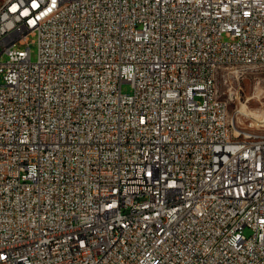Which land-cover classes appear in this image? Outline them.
I'll use <instances>...</instances> for the list:
<instances>
[{"label": "built area", "instance_id": "2783aa9c", "mask_svg": "<svg viewBox=\"0 0 264 264\" xmlns=\"http://www.w3.org/2000/svg\"><path fill=\"white\" fill-rule=\"evenodd\" d=\"M251 58L264 0H0V264H264V144L210 100Z\"/></svg>", "mask_w": 264, "mask_h": 264}, {"label": "rangeland", "instance_id": "374dc122", "mask_svg": "<svg viewBox=\"0 0 264 264\" xmlns=\"http://www.w3.org/2000/svg\"><path fill=\"white\" fill-rule=\"evenodd\" d=\"M30 40L31 56L35 60L38 54L37 38L31 36ZM227 71H232V69H226L220 74L217 86L222 96L230 99L229 120L234 132L241 137L246 136V133L252 134L250 135L252 137H264V125L253 117L256 116V113L264 114V69L239 70L238 72H245L247 75L241 80L240 87L231 89V91L236 93L233 94L234 97L223 95L222 93L228 91L229 84L226 83ZM122 90L131 92L130 83H123ZM237 127L240 129H237ZM245 233L250 235V229H246Z\"/></svg>", "mask_w": 264, "mask_h": 264}, {"label": "bare ground", "instance_id": "6f19581e", "mask_svg": "<svg viewBox=\"0 0 264 264\" xmlns=\"http://www.w3.org/2000/svg\"><path fill=\"white\" fill-rule=\"evenodd\" d=\"M258 66H264V58H251V66H249V64L244 62V60H235L234 69L236 70H234V72H238L241 69H255V67ZM226 69H232V60H224L223 62H220L219 67L216 68L215 79H211V85H210V100H212L214 105L223 104V112L221 117L222 132L227 133V139L229 142H235V143L253 142L256 144H264V137H257V136L252 137L250 136L252 134L249 133H246V136L241 137L234 132L229 120L230 99L223 97L217 86V80L220 74ZM231 72L232 71H227V73H231ZM253 117H255L257 120H259V122L262 123V125H264V114L256 113V116Z\"/></svg>", "mask_w": 264, "mask_h": 264}]
</instances>
